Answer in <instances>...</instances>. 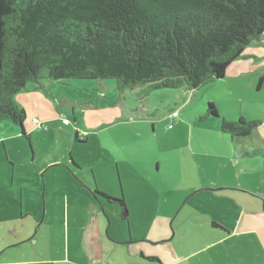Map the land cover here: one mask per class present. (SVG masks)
Returning a JSON list of instances; mask_svg holds the SVG:
<instances>
[{"label": "rangeland", "instance_id": "rangeland-1", "mask_svg": "<svg viewBox=\"0 0 264 264\" xmlns=\"http://www.w3.org/2000/svg\"><path fill=\"white\" fill-rule=\"evenodd\" d=\"M243 52L224 78L195 89L139 85L119 92L114 79H43V87L27 82L13 101L25 110L30 144L16 134L19 125L0 123V182L7 185L0 188V240L17 244L20 248L10 250L15 253L42 245V252L51 247L57 256L63 230L67 236L64 226H82L91 218L83 205L90 196L105 208L100 214L106 229L113 222L124 234L135 235L152 222L149 199L158 200L159 210L174 200L183 204L192 193L184 185L192 178L204 184L237 179V173L242 180L260 176L252 169L241 171L252 161L233 154L240 143L220 129L223 119L259 120L264 140V79L257 88L264 77V45ZM208 102L218 116L207 114ZM10 159L16 163L12 182ZM29 166H42L43 179ZM95 187L112 198H123L122 192L141 195L142 211L128 199L125 215L119 202L94 194ZM204 193L192 194L184 210L200 205ZM209 198L202 209L212 213Z\"/></svg>", "mask_w": 264, "mask_h": 264}, {"label": "trees", "instance_id": "trees-1", "mask_svg": "<svg viewBox=\"0 0 264 264\" xmlns=\"http://www.w3.org/2000/svg\"><path fill=\"white\" fill-rule=\"evenodd\" d=\"M263 32L264 0H0V122L22 127L25 110L13 96L29 81L198 88L223 78ZM207 114L218 116L214 103ZM260 125L240 117L220 129L244 137ZM243 154L264 165V149ZM94 193L126 211L123 198Z\"/></svg>", "mask_w": 264, "mask_h": 264}, {"label": "crops", "instance_id": "crops-1", "mask_svg": "<svg viewBox=\"0 0 264 264\" xmlns=\"http://www.w3.org/2000/svg\"><path fill=\"white\" fill-rule=\"evenodd\" d=\"M259 44L264 45V32L258 41L247 47ZM263 79L261 76L258 89ZM257 129L256 127L248 136H234L235 139H231L236 144L240 143L238 147L234 146L233 154H239L244 163L248 158L243 154L244 151L264 149V140L259 137L262 130ZM16 134L25 137L30 144L29 134L25 132L23 125ZM249 136L251 141H245ZM31 157L33 159L32 153ZM249 159L252 165L245 163L241 171L243 168L252 169L260 176L242 180L241 174L237 173V179L235 177L229 181L201 184V181L192 178V181L185 183V189L192 192L186 201L198 191L207 192L204 193L205 200L200 201L198 206L193 205L184 210L186 201L179 204L174 200L167 210H159L158 200L150 198L151 212H154L152 222L149 227L139 229L135 235L132 232L124 234L113 222L106 229V222L101 221L100 214L106 213L105 208L100 210L98 201L90 196L87 204L83 205L85 213L88 211L86 216L91 218L82 226L74 225L71 229L64 226L67 236L64 237L63 230V244L57 251L60 254L53 256L55 253L51 247L47 252H42V245L37 248L30 246L26 252L15 253L10 250L20 248L17 244L3 243L0 240V264H264V165L259 159ZM10 160L6 164L10 165L12 182L16 163L13 160L10 163ZM71 162L73 163L72 160ZM34 171L39 172L43 179L42 166ZM6 186V183L0 182V188ZM208 194L212 213L202 209ZM122 197L126 205L128 199H134L138 203V210L142 211L141 195L123 196L122 192ZM77 205L80 204H75ZM76 213L79 219L82 214L80 211ZM113 215L119 216L116 211ZM110 230L113 231L112 234ZM1 237L0 230V239Z\"/></svg>", "mask_w": 264, "mask_h": 264}, {"label": "built area", "instance_id": "built-area-1", "mask_svg": "<svg viewBox=\"0 0 264 264\" xmlns=\"http://www.w3.org/2000/svg\"><path fill=\"white\" fill-rule=\"evenodd\" d=\"M173 115H175V113ZM62 121H63L64 124H67V122H68L66 119H63ZM32 122L35 123V124H38L39 126H41L40 122L37 121L36 119H32Z\"/></svg>", "mask_w": 264, "mask_h": 264}, {"label": "water", "instance_id": "water-1", "mask_svg": "<svg viewBox=\"0 0 264 264\" xmlns=\"http://www.w3.org/2000/svg\"><path fill=\"white\" fill-rule=\"evenodd\" d=\"M125 213V215H126V212H124Z\"/></svg>", "mask_w": 264, "mask_h": 264}]
</instances>
